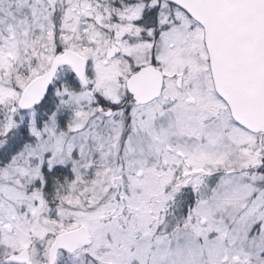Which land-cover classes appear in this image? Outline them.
I'll return each mask as SVG.
<instances>
[{"label":"snow or ice","instance_id":"obj_1","mask_svg":"<svg viewBox=\"0 0 264 264\" xmlns=\"http://www.w3.org/2000/svg\"><path fill=\"white\" fill-rule=\"evenodd\" d=\"M0 264H264V0H0Z\"/></svg>","mask_w":264,"mask_h":264}]
</instances>
